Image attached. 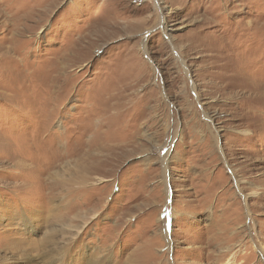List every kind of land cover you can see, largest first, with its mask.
<instances>
[{"label":"rangeland","instance_id":"374dc122","mask_svg":"<svg viewBox=\"0 0 264 264\" xmlns=\"http://www.w3.org/2000/svg\"><path fill=\"white\" fill-rule=\"evenodd\" d=\"M0 264H264V0H0Z\"/></svg>","mask_w":264,"mask_h":264}]
</instances>
